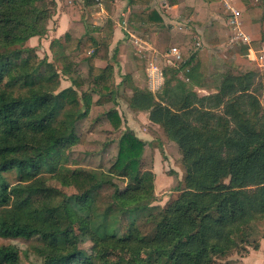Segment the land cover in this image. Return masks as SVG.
<instances>
[{
  "label": "trees",
  "instance_id": "16d2710c",
  "mask_svg": "<svg viewBox=\"0 0 264 264\" xmlns=\"http://www.w3.org/2000/svg\"><path fill=\"white\" fill-rule=\"evenodd\" d=\"M50 18L35 0H0V238L33 242L37 261L29 264H215L239 240L248 241V226L264 216V122L252 120L256 102L248 112L238 111L239 100L249 97L253 72L225 75L215 93L200 96L195 91L202 87L198 66L186 72L182 65V78L178 69L164 71L157 94L133 89L130 107L147 112L149 121L177 145L185 177L178 196L159 208V219L152 218L151 235L132 222L120 236L99 222L113 209L109 206L98 217L95 198L109 186L115 211L122 215L151 205L154 174L141 164L145 143L132 130L123 131L107 172L59 164L61 149L76 140V123L89 113L91 96L77 91L83 80L59 40L51 44L54 62L40 59L26 45L47 33ZM151 21H160L153 10L142 17L144 23ZM168 32L156 33L155 49L161 50L158 41ZM107 45L100 44L99 51ZM90 67L93 85L110 97L111 67ZM60 74L70 87L60 89ZM106 115L118 130V112L111 109ZM12 172L15 183L6 179ZM45 173L59 186L49 185ZM113 177L125 181L123 191ZM62 188L76 193L68 196ZM80 237L92 243L93 254L78 249ZM0 264H22L18 249L0 246Z\"/></svg>",
  "mask_w": 264,
  "mask_h": 264
},
{
  "label": "rangeland",
  "instance_id": "374dc122",
  "mask_svg": "<svg viewBox=\"0 0 264 264\" xmlns=\"http://www.w3.org/2000/svg\"><path fill=\"white\" fill-rule=\"evenodd\" d=\"M68 1L73 0H35V4L39 8H46L51 14L49 23L53 21V15L56 12H62L69 19L73 20L76 25L74 29L80 33H83L82 26L89 22L87 19V13L83 10L82 6L73 1V4H68ZM107 2V0L105 1ZM107 3H105L106 6ZM245 4L249 7L245 11V20L247 30L256 37V39L264 38V0H246ZM123 5L119 4V7L109 8V12L115 20L119 19L122 12ZM218 29V30H217ZM215 32H210L208 37L210 45L205 48L198 64V69L202 71L197 72V79L201 83V88H195V91L200 95H209L215 93V89L218 87L223 76L232 74L235 76L244 75L247 72H253L254 76L251 79V86L249 88V97L244 100H239L238 104L241 112H248L250 110V103L256 102V113L253 117V122L258 124L264 122V70H259L249 62L244 56L242 48L238 46H231L226 34V29L218 27ZM37 50V54L40 58L47 55V51L43 49L40 44L34 45ZM88 46L82 49V54L78 55V72L84 74L83 71L87 69L84 63L85 51ZM44 51V52H43ZM201 65V66H200ZM57 68L59 64L56 63ZM183 77V76H182ZM181 77V78H182ZM69 85L68 81L61 76L60 88H65ZM86 86L83 90H86ZM119 117L121 120V126L118 130L112 129L108 118L107 111L115 108L116 105L107 104L101 108L91 107L87 118L76 123L75 127V142L65 146L61 149L57 160L59 164L65 168L76 169L81 168L84 170H95L107 172L114 164L118 153V141L123 131L129 129L137 137V132H141L145 137L141 139L144 143V151L141 157L142 169L151 171L154 174V200L151 205L145 209H140L137 212L122 215L115 211L116 206L113 201L114 188L106 186L102 188L95 198L93 211L99 216L105 213L109 206L113 209L111 213L103 217H99L98 220L104 223L106 226H111L118 235H123L124 229L127 225L134 222L135 225L142 231L144 235H151L154 229V223L152 218L159 219V208L165 207L170 201L175 199L180 189L183 188V182L185 177V170L182 164V156L177 145L168 140L163 130L159 126L151 125L146 120V117L136 116L132 119L137 122L134 125H129L127 117L126 91L119 90ZM116 109V108H115ZM217 114H220L218 112ZM230 120V116H226ZM56 157L53 158V160ZM16 173L6 175V179L9 183H15ZM45 178L51 186H59V183L51 178L52 175L45 173ZM113 183L117 186V189L123 191L126 187V183L123 179L113 177ZM62 190L71 196L76 193L73 188H62ZM152 214L151 216H149ZM264 237V216L259 218L255 222L251 223L247 229L246 238L244 241H238V245L230 250L225 256L216 258L215 264H237L235 261L237 258L243 257L248 249H251L257 244V241ZM249 243V245H247ZM15 246L21 258L22 264H29L30 262H36L37 258L32 252L33 242L23 239H2L0 238V246ZM77 247L80 251L87 255L93 254L92 243L80 237L77 242Z\"/></svg>",
  "mask_w": 264,
  "mask_h": 264
},
{
  "label": "crops",
  "instance_id": "0c3cea01",
  "mask_svg": "<svg viewBox=\"0 0 264 264\" xmlns=\"http://www.w3.org/2000/svg\"><path fill=\"white\" fill-rule=\"evenodd\" d=\"M73 1L82 6L89 21L82 26L81 35L74 29L76 24L72 22L73 20L62 12H56L52 16L53 21L48 22L47 33L41 38H31L26 45L35 48L34 45L41 44L44 51L46 48L47 55L50 54L48 61L54 62L51 44L59 40L66 47V55L73 57L76 76H80L83 80L77 91L86 92L91 96L90 108L93 106L101 108L111 104L116 105V109H112L119 111L121 101L118 91H126L127 101L124 103L127 109L124 107L123 109L127 111L129 125L136 124L137 122L132 119L136 116L142 117V115L146 117L149 124L154 125L149 121L147 112L137 111L130 107L129 100L133 89H146L152 94L159 93L163 88L165 70L178 69V78H181L184 71L180 66L185 65V70L188 72L189 69L200 64L202 53L210 45L209 33L215 32L218 27L225 28L224 11L218 0H142L144 2L142 4H130L129 0H107L104 2L103 10L98 9L91 2ZM73 1L67 3L73 4ZM105 3H107L106 6ZM119 4L123 5V9L119 19L115 20L109 15V8L119 7ZM244 7L247 10L254 6L244 4ZM151 10L157 13L160 21L142 22V17ZM162 28L168 29L169 32L168 35L161 36L158 41L161 50H157L152 45V39H155L156 33ZM103 42L108 45L99 51L100 44ZM198 42L202 45V50L195 52V45ZM85 46H88L84 53V63L87 69L82 75L78 72L77 57L82 54ZM172 47L179 49L183 55L184 62L177 67L166 66L163 61V55ZM44 57L47 56L42 58ZM56 63L61 68L60 63ZM90 65L96 70L111 67L110 80L114 90L110 97H103L100 89L93 85L95 78L91 73ZM153 68L156 69L153 70ZM199 71L202 69L200 68ZM61 76L60 74V82ZM63 77L69 83L67 87H70L71 81ZM85 86L87 88L83 90ZM144 137L141 132H137V138L141 140ZM235 261H238L237 264H264V237L257 241L255 249H248L243 257Z\"/></svg>",
  "mask_w": 264,
  "mask_h": 264
},
{
  "label": "built area",
  "instance_id": "2783aa9c",
  "mask_svg": "<svg viewBox=\"0 0 264 264\" xmlns=\"http://www.w3.org/2000/svg\"><path fill=\"white\" fill-rule=\"evenodd\" d=\"M91 2L95 7L103 10L105 0H79ZM246 0H218L224 11V24L227 32V39L231 46L242 48L244 56L255 68L264 70V38L256 39L247 30L244 7ZM202 50L198 42L195 45V52ZM163 61L166 66L177 67L184 62L183 55L179 49L172 47L164 55ZM156 68H153V70Z\"/></svg>",
  "mask_w": 264,
  "mask_h": 264
}]
</instances>
